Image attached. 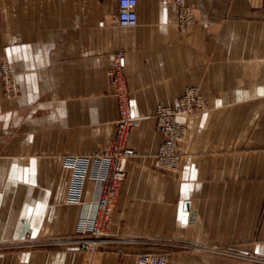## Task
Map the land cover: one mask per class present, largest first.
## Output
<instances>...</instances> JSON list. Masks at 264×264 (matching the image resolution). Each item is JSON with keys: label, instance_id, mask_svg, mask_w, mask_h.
Instances as JSON below:
<instances>
[{"label": "crops", "instance_id": "1", "mask_svg": "<svg viewBox=\"0 0 264 264\" xmlns=\"http://www.w3.org/2000/svg\"><path fill=\"white\" fill-rule=\"evenodd\" d=\"M186 5L189 35L175 27V0H138L135 28L117 24V0H0V71L8 65L20 91L6 99L0 79V240L90 229L106 166L96 155L119 118L107 73L124 51L136 155L97 264L147 252L170 264H264V0ZM189 87L209 110L190 119L179 171H161L155 111ZM63 251L6 253L0 264H68Z\"/></svg>", "mask_w": 264, "mask_h": 264}, {"label": "built area", "instance_id": "2", "mask_svg": "<svg viewBox=\"0 0 264 264\" xmlns=\"http://www.w3.org/2000/svg\"><path fill=\"white\" fill-rule=\"evenodd\" d=\"M117 24L122 28H135L139 25L138 0H117ZM180 7L181 28H188L192 22V12L186 7V0H176ZM109 82L115 88L119 101L120 121L117 137L110 151L104 155L109 158V165L100 199L97 205V215L91 231L92 240L98 242L109 233L112 215L118 203L122 185L127 179V164L135 156V151L129 147L130 130L135 122L129 98V88L124 73V54L118 53L108 72ZM9 93L16 92L9 80L6 81ZM206 105L199 96L198 90L189 89L176 107H160L157 117V130L163 136L158 166L172 172H177L181 164V155L177 152L178 144L183 142L189 123V117L195 110ZM137 264H170L169 255L157 252H147L138 255Z\"/></svg>", "mask_w": 264, "mask_h": 264}, {"label": "rangeland", "instance_id": "3", "mask_svg": "<svg viewBox=\"0 0 264 264\" xmlns=\"http://www.w3.org/2000/svg\"><path fill=\"white\" fill-rule=\"evenodd\" d=\"M175 4H176V7H177V15H176V20H175V27L179 30V32L181 34H183V35H189V33L191 32V29H192L193 25L196 22L195 21L194 13L186 5V7L192 12V14H191L192 15V17H191L192 22H191V25L188 28H181V22H180V7L177 5L176 0H175ZM120 52H123V54H125L124 51H119L118 53H120ZM124 73L126 75L125 69H124ZM107 77H108V73H107ZM0 79H1L2 85H3V95H4V97L6 99H8V100H14L17 97H19V92L20 91H19V86H18V84L16 82L15 72L8 65H6V64L3 65L2 68H1V71H0ZM126 79H127V75H126ZM7 80H9L14 86H16V89H17L16 92L9 93L8 87L6 85V83H7L6 81ZM108 81H109V78H108ZM127 85H128V79H127ZM189 89L198 90L199 96L206 103V105L204 107H202V108H200V109L195 110L194 112H192V114L189 117V122H190V119L192 117H194L195 115H197L199 113H203V112L208 111L209 110V104H210V102H209V100L207 98H205L201 94L200 89L198 87H189V88L186 89V91L184 92V94L180 97V99L178 100L177 105L179 104V102L181 101V99L184 97L185 93ZM114 90H115V88H114ZM129 94H130V91H129ZM115 95H116L117 101H118V95L116 93V90H115ZM129 98H130V103H131V97H130V95H129ZM176 106H172L171 107V106L160 105V106L157 107V109L155 111V115H154V118L156 120V130H157V117H156V113H158V109L160 107H171V108H173V107H176ZM118 110H119V101H118ZM132 113H133V111H132ZM120 119H121V117H120V113H119V118H118V121H117V124H116L117 132H118V124H119ZM135 121H136V118H135ZM134 127H135V122H134V124H133V126L131 127V130H130V136H129V141H128L129 147H130V140H131V135H132V131H133ZM188 128H189V123H188V127H187V134H188ZM157 132L160 134V132L158 130H157ZM187 134H186V137H187ZM116 137H117V133H116V136L111 140L109 146L106 149H101L97 153V155H96L97 158L105 161L106 166H105V170H104L105 171L104 172V176L100 180L101 181L100 193L98 194L97 199H95V201L93 203L94 204V215H93V218H92V221H91L92 224L90 226V229L87 230L82 235H78V236H74V237H66V238H54V239H51V238H32V239H30V238H27V239H23L21 241H8V240L4 241V240H0V256L4 255L6 253L20 252V253L23 254V258H26V257H28V255L31 252H35V251L54 250V252L59 253V252H62L64 250L63 252H67V254H66L67 255V258H66V260H67L68 264H97V261H98V259L100 257V254L103 252V248L106 245H108L109 241H111V236H110L111 226H110V229H109V233L104 237V239H102V240H100L98 242H95V240H92L91 231H92V228H93L94 221L96 219V215H97V205H98V201L100 199L102 187H103L104 181L106 179V174H107L108 165H109V158L107 156H105L104 154L107 153L108 151H110V149L112 148L113 142L116 139ZM161 137H162V141H161V145H162V143H163L164 140H163V136L162 135H161ZM186 137H185V139H186ZM185 139H184V141H185ZM183 142H180L178 144V148H177V152L181 155V161H182V154L180 153L179 148H180V145ZM161 145H160L157 153L154 155L155 167L157 169L161 170V171L172 172V171H169L167 169H162V168H160L158 166L157 161L160 159L159 152L161 151ZM130 148H132V147H130ZM180 166H181V164H180ZM116 207H117V205H116ZM112 218H113V215H112ZM59 249H61V250H59ZM24 255H25V257H24Z\"/></svg>", "mask_w": 264, "mask_h": 264}]
</instances>
